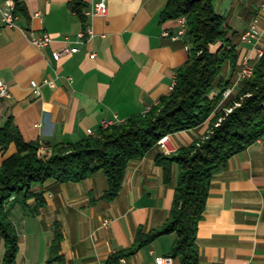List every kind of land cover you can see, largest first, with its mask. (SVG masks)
<instances>
[{
	"label": "crops",
	"instance_id": "1",
	"mask_svg": "<svg viewBox=\"0 0 264 264\" xmlns=\"http://www.w3.org/2000/svg\"><path fill=\"white\" fill-rule=\"evenodd\" d=\"M22 1L15 25L8 26L0 15V79L10 89L8 97L0 98V126L12 116L25 140L40 143L41 153L56 143L88 137L102 120L123 121L146 112L170 93L178 69L188 60L185 39L162 35L178 28L176 19L161 20L169 0H107V15L86 18L95 35L80 42L75 39L85 22L70 0ZM82 1L85 11L99 0ZM261 1L251 0L247 15L237 14L240 32ZM217 11L223 13L220 7ZM29 31L48 32L54 40L39 47L30 41ZM65 36L77 51L55 60L53 52L65 46ZM238 47L240 54L247 50L240 35ZM44 78L53 79L55 86L42 83ZM38 84L41 95L35 97ZM206 128L207 122L171 133L166 149L158 144L132 160L112 200L102 197L108 181L100 170L82 181L47 180L46 205L37 214L12 203L9 213L19 234L16 264H60L50 260L56 226L63 236L62 264H107L113 252L132 246L139 227L148 232L161 226L170 213L178 166L173 165L172 182L166 184L154 155L191 144ZM16 150L13 143L7 150L0 147V165ZM28 203L32 206L34 198ZM174 240L175 233L162 234L117 264H155L157 256L170 254ZM197 243L199 264H264V137L215 171ZM4 253L0 236V264ZM174 264H181L179 258Z\"/></svg>",
	"mask_w": 264,
	"mask_h": 264
},
{
	"label": "trees",
	"instance_id": "2",
	"mask_svg": "<svg viewBox=\"0 0 264 264\" xmlns=\"http://www.w3.org/2000/svg\"><path fill=\"white\" fill-rule=\"evenodd\" d=\"M22 6V0H15L16 13ZM84 6L82 0H70V7L86 24ZM182 15L187 18L184 39L190 44L188 60L178 69L170 93L146 112L100 126L86 138L56 143L44 155L38 141L24 139L12 116L0 126L1 149L7 150L12 143L17 149L0 165L3 264H16L19 250V234L9 213L12 203L18 202L30 213L37 214L46 205L44 184L47 180L82 181L100 170L108 181L102 197L112 200L120 193L132 160L144 157L157 147L162 136L201 125L223 99V92L234 83L230 76L224 77L225 66L233 73L239 68L240 51L233 39L237 31H230L226 14L217 11L214 0H169L161 12V20ZM216 43L219 44L213 50L212 45ZM236 87L234 94L223 100L225 106L239 104L227 114L218 112L205 137L175 150L155 153L154 160L162 166L166 184L172 182L173 165L178 166L170 213L161 226L148 232L139 227L132 246L113 252L107 264H117L121 257L135 253L166 233H175L169 255L179 258L181 264H199L197 233L215 171L227 165L234 154L264 137V53L254 61L252 75ZM219 116L222 120L214 125ZM31 198H34L32 206L28 203ZM62 239L56 226L50 260L60 264L63 263Z\"/></svg>",
	"mask_w": 264,
	"mask_h": 264
},
{
	"label": "built area",
	"instance_id": "3",
	"mask_svg": "<svg viewBox=\"0 0 264 264\" xmlns=\"http://www.w3.org/2000/svg\"><path fill=\"white\" fill-rule=\"evenodd\" d=\"M108 13V4L107 0H99L94 2L87 10H85V15L87 18H91L94 16H105ZM36 14H39L37 12ZM0 15L3 21L8 26L15 25V19L17 18V13L15 11V0H5L4 3L0 4ZM177 22V30L171 32L168 29H165L162 32V35L168 37L169 39L176 41L184 39L186 30H187V18L185 15H182L176 18ZM30 41L39 46V47H46L48 46L53 40V36L48 32H28ZM95 35L93 30L92 24L87 21L85 27H83L77 34L75 39L76 42L83 41L86 37L92 38ZM65 46L59 50L53 52V57L55 60H59L62 56L68 53H74L77 51L76 47L70 46L68 43L71 40L69 36L64 37ZM240 43L247 44L251 46V49H248L240 55L239 62H238V70L236 74V78L232 87L226 88L223 92V99L229 97L234 90V87L240 84L241 81L250 77L254 71V61L260 58L264 53V0H262L258 4V12L257 14L250 20L248 25L240 32ZM186 47L190 48V45H186ZM91 57L95 56V53H90ZM175 80L171 85V90L175 84ZM42 83L49 84L50 86H55V82L53 79L44 78ZM10 95L9 84L4 80L0 79V98L8 97ZM34 95L35 97H39L41 95L40 91V84L34 87ZM115 122L119 121H112V120H102L101 126L106 127L111 125ZM96 132H93L95 134ZM169 135H164L158 141V144L162 145L165 149V142L167 141ZM109 220H104V225H108ZM123 260L124 258L121 257ZM155 264H174V258L171 255H162L156 257Z\"/></svg>",
	"mask_w": 264,
	"mask_h": 264
},
{
	"label": "rangeland",
	"instance_id": "4",
	"mask_svg": "<svg viewBox=\"0 0 264 264\" xmlns=\"http://www.w3.org/2000/svg\"><path fill=\"white\" fill-rule=\"evenodd\" d=\"M214 0V4L216 9H218L219 7L222 8V12L226 14L227 19H228V23L230 25V31H237V34L233 36V39L238 43L239 45V33H240V29H238V26L240 27V22L236 19L237 14L241 13L242 15H247L246 10L251 7H249V2L251 0H247L248 4L247 6L245 5L246 1L244 0ZM219 43L213 44L212 45V49L215 50L217 48ZM243 46H246L248 49H251L250 45H246V44H242ZM239 51L240 48L238 47ZM241 55V54H240ZM237 71V70H236ZM236 71H233L230 69V67L225 66L223 73H224V77H231V80L233 79V82L236 78ZM226 77V78H227ZM232 87V85H230ZM229 86V87H230ZM237 86V85H236ZM234 87V91L237 89V87ZM215 94V92H212V95ZM234 94V93H233ZM239 102H234L233 106H225V101L223 99H220V101L218 102V104L216 105V107L214 108L213 112L211 113V115L202 123L204 124L205 122H207V128L206 131L200 136V137H205L210 129L212 128V120L215 117V115L220 112L223 111L224 114L229 113L232 108L236 105H238ZM222 120V116H219L216 120V122L214 123V125L218 124L220 121ZM201 124V125H202ZM200 126V125H199ZM164 152H167L166 150H163ZM42 155H44V153H41Z\"/></svg>",
	"mask_w": 264,
	"mask_h": 264
}]
</instances>
